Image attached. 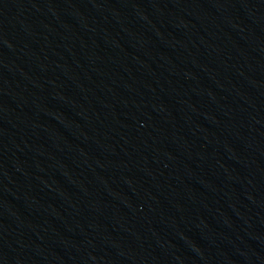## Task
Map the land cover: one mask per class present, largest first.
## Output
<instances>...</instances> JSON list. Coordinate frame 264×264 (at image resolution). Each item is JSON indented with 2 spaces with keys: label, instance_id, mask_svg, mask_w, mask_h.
<instances>
[{
  "label": "water",
  "instance_id": "obj_1",
  "mask_svg": "<svg viewBox=\"0 0 264 264\" xmlns=\"http://www.w3.org/2000/svg\"><path fill=\"white\" fill-rule=\"evenodd\" d=\"M0 264H264V0H0Z\"/></svg>",
  "mask_w": 264,
  "mask_h": 264
}]
</instances>
